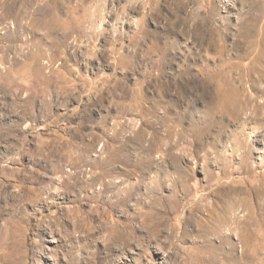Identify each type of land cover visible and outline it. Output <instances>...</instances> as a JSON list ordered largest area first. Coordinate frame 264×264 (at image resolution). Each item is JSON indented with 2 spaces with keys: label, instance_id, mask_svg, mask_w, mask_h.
I'll use <instances>...</instances> for the list:
<instances>
[{
  "label": "rangeland",
  "instance_id": "1",
  "mask_svg": "<svg viewBox=\"0 0 264 264\" xmlns=\"http://www.w3.org/2000/svg\"><path fill=\"white\" fill-rule=\"evenodd\" d=\"M262 11L0 0V264H264Z\"/></svg>",
  "mask_w": 264,
  "mask_h": 264
},
{
  "label": "bare ground",
  "instance_id": "2",
  "mask_svg": "<svg viewBox=\"0 0 264 264\" xmlns=\"http://www.w3.org/2000/svg\"><path fill=\"white\" fill-rule=\"evenodd\" d=\"M261 8V7H260ZM263 12V11H262ZM264 13V12H263Z\"/></svg>",
  "mask_w": 264,
  "mask_h": 264
}]
</instances>
